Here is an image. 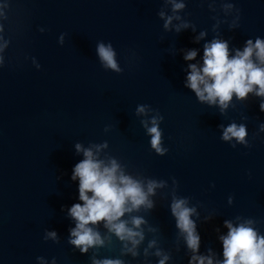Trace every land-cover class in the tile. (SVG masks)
<instances>
[{
	"label": "water",
	"instance_id": "95a60500",
	"mask_svg": "<svg viewBox=\"0 0 264 264\" xmlns=\"http://www.w3.org/2000/svg\"><path fill=\"white\" fill-rule=\"evenodd\" d=\"M183 2L174 11L171 0H0V264H52L53 257L56 264H92L93 257L158 264L157 248L170 257L165 264H189L193 253L171 212L175 199L196 209L199 253L214 261L224 259L225 220H251L264 234V97L234 95L222 110L185 86L205 42L227 40L232 55L248 38L264 37V0ZM100 43H111L121 72L103 66ZM193 48L198 56L186 61ZM154 117L163 154L147 130ZM231 123L247 126L246 144L223 139ZM77 143L94 152L100 145L98 158L115 159L145 190L149 180L163 182L148 195L152 208L121 217L130 226L132 216L146 221L138 256L125 253L103 221L93 225L103 246L81 254L68 242L75 227L68 208L80 202L79 181L71 179L84 158ZM52 230L56 238L47 235Z\"/></svg>",
	"mask_w": 264,
	"mask_h": 264
},
{
	"label": "clouds",
	"instance_id": "9594fccd",
	"mask_svg": "<svg viewBox=\"0 0 264 264\" xmlns=\"http://www.w3.org/2000/svg\"><path fill=\"white\" fill-rule=\"evenodd\" d=\"M173 10L185 7L183 0H171ZM225 9H232L235 5L226 3ZM237 20L240 19V9H237ZM3 13L0 12V15ZM160 15L163 17L164 13ZM173 17L169 16L165 21L167 28ZM179 19V17H177ZM184 23L176 26V31L187 28ZM238 24L233 23L232 27ZM3 25H0V31ZM206 35L200 32L196 37L197 42ZM4 46L0 45V50ZM100 60L105 68H110L116 72H121L117 60L116 52L109 43L107 46L100 43L97 47ZM198 49H190L185 52L186 61L195 60L198 56ZM202 63H189L185 80V86L192 89L200 101L209 104H219L221 109L228 107L233 96L237 99H244L249 93L264 97V37L257 36L255 40L248 38L244 42V47L235 49V53L230 55L229 43L227 40L213 38L205 42L203 46ZM4 63L0 56V66ZM39 67V66H38ZM260 111H264V100L260 102ZM144 106L138 108V112H144ZM148 132L152 135L151 144L158 153L163 154L161 148V130L154 117L152 126L148 127ZM260 130L264 131V123L260 125ZM247 126L231 123L223 132V139L231 140L233 137L238 142L247 143ZM100 145L96 146L97 151L92 148H85L82 144L75 145L76 151L83 153V159L73 166L71 179L78 180V200L68 208V215L75 221V227L69 229V240L71 245L81 252L87 253L89 247L103 246L104 239L100 232L93 227L100 222L104 226L124 241L123 251L131 253L133 257L139 255L138 246L145 238L141 225L146 223L141 216H132L131 226L128 220L121 219L125 213L138 210L142 205L148 208L153 207V202L148 199V195L154 193L155 188L162 186L163 182L149 180L147 189L141 181L126 175L115 159L110 163H105L98 158ZM194 207H188L185 199H175L171 204V212L176 218V225L183 234L187 247L192 251L189 264H264V234H260L254 227L252 221H246L238 225H233L231 221L225 220L224 224L228 228L226 235H221L219 239L223 244V260L214 261L212 255L199 253L201 236L197 229L195 220L191 217L195 213ZM48 236L57 237L55 230L49 231ZM130 243V246H129ZM157 241L149 242L144 249L147 257L149 249L156 245ZM211 252V249H209ZM155 255L161 257L158 264H165L170 257L157 248ZM43 261V257H37ZM52 264H56L53 257ZM92 264H124L119 258L93 257Z\"/></svg>",
	"mask_w": 264,
	"mask_h": 264
}]
</instances>
